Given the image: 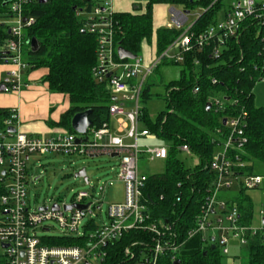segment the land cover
Returning <instances> with one entry per match:
<instances>
[{"label": "built area", "instance_id": "2783aa9c", "mask_svg": "<svg viewBox=\"0 0 264 264\" xmlns=\"http://www.w3.org/2000/svg\"><path fill=\"white\" fill-rule=\"evenodd\" d=\"M28 1L4 0L15 22L8 30L9 39L0 46V60L13 67L4 82L5 93H19L27 87L23 83V74L30 65L24 59L23 49L30 46L31 41L26 38L25 32L35 24L34 18L24 15ZM93 1H87L92 3L89 8H77L84 31L95 36L97 42L93 78L117 97L110 106L109 114L124 117L119 122V130L125 131V138L132 142L126 143L123 137L111 134L108 123L99 129L91 127L85 135L59 132L49 137L30 136L21 130L18 110L8 109V116L0 120V259L6 260V264H100L107 256L105 248L131 231L150 235V242L143 243L138 253L131 248L126 249L127 256L132 260L138 259L136 264H162V258L167 254L175 260L186 243L197 236H201L205 246H215L222 256H230L232 243L245 247L252 236L264 231V212L263 225L254 229L242 222L237 203L223 196L236 188L239 192L257 189L264 182L262 175L250 174L247 170L250 164L245 160L248 143L246 114L227 118L223 127L225 137L209 165L213 181L194 226L182 237L172 223L157 222L152 218L144 197L148 176L140 171L141 157L146 155L150 161L166 160L168 148L142 147L139 144L141 138L152 137L149 130L140 127L142 95L147 79L162 62L184 63L185 55L193 52L203 54L208 50L211 58L218 59L228 43L233 40L238 42L250 29L262 44L261 69H264V0H232L228 9L222 6L223 0H209L207 7L202 5L203 0H195L201 8L197 19L191 24V12L173 9L166 28L179 31L180 35L150 63L139 56L134 60L119 58L116 46L118 30L114 19L116 12L112 2L98 0L104 2L102 5ZM219 4L215 22L195 32L193 27L197 20ZM195 62L197 65L200 63L199 60ZM213 82L216 83L215 80ZM193 92L198 93L199 89L195 88ZM128 102L132 105L131 109L125 106ZM223 102L214 97L211 104L216 111H221ZM10 128H14L15 132H10ZM78 138L86 141L78 143ZM180 151L191 154L186 145L180 147ZM51 154L81 157L116 155L120 158L118 179L124 183V202L108 207L107 223L96 226L95 220L91 219L83 226L84 232H80L83 220L89 214L93 215L95 208L101 209L86 190L77 192L72 202L67 204L88 205L85 210L65 211L67 205L60 203L53 204L59 205L58 211L52 209L53 205L31 208L28 185L35 177L28 170V162L33 155ZM45 207L46 210L43 209ZM48 221L57 222L68 235L87 236L86 243L82 246L48 244L49 241L37 233V229ZM43 230L51 231L52 228L44 226ZM136 245L134 243L131 247Z\"/></svg>", "mask_w": 264, "mask_h": 264}, {"label": "trees", "instance_id": "16d2710c", "mask_svg": "<svg viewBox=\"0 0 264 264\" xmlns=\"http://www.w3.org/2000/svg\"><path fill=\"white\" fill-rule=\"evenodd\" d=\"M140 1L147 2L145 13H115L114 16L118 30L116 46L135 55L141 53L143 41L153 34L154 5L181 4L191 10L198 3L195 0ZM209 4V0L202 1L205 7ZM82 5L89 8L92 3L86 0H49L46 3L29 0L24 8V15L35 19V24L26 29L25 36L40 43L36 54L27 46V62L33 69H48L44 81L51 92L69 96L71 108L63 114L59 125L71 133H75L72 129L74 116L89 109H93V127L99 129L109 123V109L113 103L112 94L93 78L97 42L95 36L83 33V20L77 16V8ZM219 9L220 4L204 13L195 23L194 31L200 32L214 23ZM11 18L4 0H0V46L10 37L8 20ZM179 35L176 30L158 29V55L165 52ZM261 48L262 44L250 29L238 42L233 40L228 43L218 59L211 58L208 50L203 54L193 52L185 55L184 63H169L181 65L182 69L178 79L165 85L163 99L166 111L159 114L156 122L146 120L150 131L169 144L166 170L162 174L148 176L144 197L152 218L157 222L172 223L182 237L194 226L213 181L209 165L225 137L224 119L246 114L248 143L245 160L250 164L247 170L250 174H257L256 162L264 164V107H257L254 97L257 83L264 80ZM196 60L200 61L198 65ZM195 88L199 89L198 93L193 92ZM151 90L152 85L146 84L143 103L152 98ZM219 95H224V108L216 111L211 107L207 111V104ZM145 112L144 108L146 118ZM8 114V109H0V120ZM183 145L188 146L191 154L198 159L193 168L187 167L178 158ZM234 201L240 209L242 222L251 225V201L239 197ZM86 239L87 236L55 238L48 244L82 246ZM148 242L150 235L140 231L123 234L119 241L105 248L107 256L100 264H136L138 259L132 260L127 256L126 249L131 248L138 253L141 245ZM134 243L138 245L131 247ZM245 247L247 264H264V231L252 236ZM223 258L217 249L205 246L201 236H197L186 243L175 260L167 254L162 258V264H224ZM0 264H6V260L0 259Z\"/></svg>", "mask_w": 264, "mask_h": 264}, {"label": "rangeland", "instance_id": "374dc122", "mask_svg": "<svg viewBox=\"0 0 264 264\" xmlns=\"http://www.w3.org/2000/svg\"><path fill=\"white\" fill-rule=\"evenodd\" d=\"M81 1V0H80ZM111 1V0H108ZM120 1V0H119ZM140 1V0H139ZM232 0H223L222 6L228 9ZM96 3L104 4L103 1H93ZM169 3H162L155 7L154 13L156 17H163L164 13L168 16V10L174 6L178 10H185V6L170 5ZM80 8H86L82 5ZM134 8V7H133ZM200 6L195 5L190 11L189 24L193 23L200 13ZM144 10L146 7L144 5ZM160 10V12H158ZM166 10V11H165ZM164 11V12H163ZM159 13V16L157 14ZM169 17V16H168ZM170 20V19H169ZM170 22V21H169ZM8 24L13 26L14 20L11 18L8 20ZM151 51L148 48H144L142 55L145 61L151 58ZM24 59L28 61V47L25 46L23 49ZM171 62H162L153 74L147 79L146 84L152 85V99L143 103L142 107L146 109L149 114L151 121L156 122L160 112L166 111L165 101L161 96L165 92V85L173 80L179 78L181 65H172ZM8 67V68H7ZM13 67L11 64H5L0 62V83L7 80L8 74L12 71ZM31 72L34 75L35 80L29 79L30 84L38 83L41 86L44 83V78L47 74L46 67H39L33 69L29 66V69L23 74V82ZM160 95V96H156ZM255 105L257 107H264V80L257 83L254 89ZM220 100L224 99V95H219ZM17 93H0V108H8L16 104ZM143 127L144 124L142 123ZM114 135V134H113ZM140 145L148 147H162L169 144L162 139L156 140H141ZM178 158L185 163L189 168H193L197 163L198 159L188 154L187 152L181 151ZM120 158H111L109 156H99L96 158L81 157V156H65L58 154H51L47 156L33 155L28 162V170L33 177H40L39 180H30L28 185V200L32 209L42 207L43 205L52 206L54 203H60L62 205L70 204L75 197L76 193L82 190L89 191L95 198L98 205L101 206L100 210H96L93 215H88L82 222V228L80 232H84L85 225L91 219L95 220V225L100 226L103 222H108L107 212L108 207L112 204H120L124 202V183L118 179V173ZM140 171L141 173L151 176L156 174H162L166 170L165 160L150 161L146 155H142L140 160ZM86 168L89 183L87 184L83 178L76 177V174ZM257 174L264 177V164L256 162ZM238 189H234L230 192L231 197L247 198L251 201L254 210V222L251 227L256 229L260 228V213L264 212V182L263 184L254 190H246L238 193ZM97 205V206H98ZM96 206V207H97ZM44 226L51 227V231H44ZM39 237L44 240L51 241L55 238L63 237H77V234L64 233L59 224L55 221H48L37 229ZM230 256L223 258L224 264H247L248 256L246 247H239L238 243H232ZM95 263V261H93ZM99 264V263H95Z\"/></svg>", "mask_w": 264, "mask_h": 264}, {"label": "crops", "instance_id": "0c3cea01", "mask_svg": "<svg viewBox=\"0 0 264 264\" xmlns=\"http://www.w3.org/2000/svg\"><path fill=\"white\" fill-rule=\"evenodd\" d=\"M111 2H112L113 9L116 13L142 14V13H145V11H146V10H144V5H145V7L147 5L146 1L111 0ZM158 5H160V4H156L153 6V34H152L150 39L143 41L141 53L139 55H137L139 57H143V55H142L143 49L145 47L148 48L151 51V53H150L151 58L148 61H146V63H150L151 61H153V59L155 57L159 56L157 53V38H156L157 37V30L160 28H166L167 24L170 21L169 19L171 17L172 10L173 9L178 10L177 7L172 6L168 10L169 11L168 12L169 17L166 16V13H164L163 17H156V15L154 13V9ZM170 5H172V4H170ZM183 11H185V10H183ZM158 12H160V10ZM157 16H159V13L157 14ZM5 64H8V63H5ZM47 75H48V69H47L46 76ZM46 76H45V78H46ZM29 79H32V80L36 79V78H34V75L31 74V72L26 77L25 82H23L25 85H27V87L24 88L21 92L17 93V100L15 102L16 104H13V106L8 107V108H4V109H13L14 108V109L18 110L19 115H20V119H21V130L24 133H26L27 135L37 136V137H49V136H52V135L57 134L59 132H68V130H66L65 128H62L59 125V123L61 121L63 114H65L71 108V102H70L69 96L65 95V94L51 92L49 90L48 83L45 81L41 86H39L38 83L31 85L29 82L30 81ZM2 83H4V82H2ZM2 83H0V85ZM145 87H146V84H145ZM163 95L161 96L162 99H163ZM156 96H159V95H156ZM114 97L115 96H113V99H114ZM115 98L117 100V97H115ZM116 100H113V102ZM142 101H143V98H142ZM165 104H166V102H165ZM125 106L127 107V109L132 108V105L129 102L125 103ZM0 109H2V108H0ZM142 111H143L142 112L143 115H142L141 120H140V127L142 129H147L150 131V129L146 123V120H150L149 114L146 111L145 113L147 115L145 118L144 117V107H143ZM122 119H124V117H121L118 115L110 116V120L108 123L109 131L111 134H114L115 136L123 137L126 143H130V142H132V140L125 138L126 132L119 130V122ZM126 123L128 124L127 121H126ZM142 123L144 124L143 127L141 126ZM75 134H77V133L75 132ZM78 135H80V134H78ZM151 135H152V137H150V138H141L139 140V144H140L141 140L147 141V140L159 139L152 132H151ZM142 147H145V146L142 145ZM162 147H166L169 149V147H167V146H162ZM109 157L116 158L117 156L113 155V156H109ZM238 193H240V192L238 191ZM223 196L226 198H229V199L232 198L230 193H226ZM234 198H236V197H233L232 199L234 200ZM254 218H255L254 210H252V216H251V223L250 224H252L255 221ZM262 219H263V211L260 213L261 226L263 225Z\"/></svg>", "mask_w": 264, "mask_h": 264}, {"label": "water", "instance_id": "95a60500", "mask_svg": "<svg viewBox=\"0 0 264 264\" xmlns=\"http://www.w3.org/2000/svg\"><path fill=\"white\" fill-rule=\"evenodd\" d=\"M89 1V0H87ZM40 3H46L47 0H39ZM186 13H189V11H186ZM26 22V20H25ZM83 33H85V31L83 30ZM30 48H31V51L32 53L36 54L39 52L40 50V43L37 39L33 38L31 40V43H30ZM118 56L120 59L124 60V59H131V60H134L137 58V55L131 53L130 51L122 48V47H119L118 48ZM5 91V85L4 84H1L0 85V93L4 92ZM113 100H116V98L114 97ZM211 107H212V104L211 103H208L207 104V111H210L211 110ZM93 114V109H89V110H86V111H83L81 113H78L74 116V118L72 119V129L77 133V134H80V135H85L87 134L88 130L93 127V121L91 120V115ZM227 123V119H224L222 124L223 126H225ZM10 132H15V129L14 128H10L9 129ZM82 141H86V139H81V138H78L77 142L78 143H81ZM99 156H105V155H95V156H91V158H96V157H99ZM76 177L78 178H83L85 180V182L88 184L89 183V178L87 176V171H86V168H83L82 170H80L77 174H76ZM40 177H35L34 178V181H37L39 180ZM88 208V205H81V204H77V205H67L65 206V211H71L73 209H79V210H85ZM44 210H46L47 208H43ZM53 210H59L60 207L59 205L55 204L53 205L52 207ZM212 249H215V246H212Z\"/></svg>", "mask_w": 264, "mask_h": 264}]
</instances>
